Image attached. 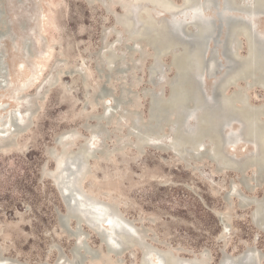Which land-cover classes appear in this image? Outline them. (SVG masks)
<instances>
[{
  "label": "rangeland",
  "instance_id": "rangeland-1",
  "mask_svg": "<svg viewBox=\"0 0 264 264\" xmlns=\"http://www.w3.org/2000/svg\"><path fill=\"white\" fill-rule=\"evenodd\" d=\"M173 1L180 3V0ZM3 2L14 40L0 41L3 57V63L0 60V121L6 119L9 111H15L13 116L18 114L21 120L26 119L28 108L34 109L35 114L30 127L12 138L8 149H0V252L17 262L52 264L57 254L54 247H60L70 258L69 249L74 240L58 225L57 212L63 213L65 208L51 179L41 175V168L44 164L47 170L54 168L46 150L57 147L56 136L76 130L90 137L83 124L90 115L103 112L104 101L96 104L92 100L104 82L96 70L95 52L102 39L104 42L116 39L113 29L122 30L115 23V17L122 11L116 0H94L89 4L85 0ZM211 11L207 14L215 19L216 10L212 7ZM255 22L257 29L264 32V16H258ZM20 23L25 24L24 29L19 27ZM172 28L174 36L180 37V27ZM182 39L191 40L186 33ZM259 39L264 43V38ZM27 44L31 53L26 51ZM239 53L245 54L244 42ZM143 54V61L139 53L133 55L138 69L133 70L134 77H131L140 80L133 82L131 90L137 94L136 108L145 118L147 98L141 92L150 86L146 82V68L151 57L144 51ZM168 60L163 58L165 64ZM172 74V69L160 74L159 85L164 94H167L165 81ZM212 81L213 78L205 79L207 89ZM51 82L54 84L50 86ZM120 83L111 80L108 84L114 95L118 94ZM213 88L207 93L209 104L213 103ZM248 94L251 104H264L263 90L254 88ZM125 124L123 120L108 128L119 127L117 134L122 136ZM239 127L233 124L223 135L235 136L240 132ZM84 137H75L71 149H76ZM107 144L110 147L115 144L114 136ZM227 147L237 157L250 152L242 159L255 151V146L246 142ZM200 166L198 171H192L171 151L147 147L139 155L132 146H126L107 160H90V171L82 188L100 201L115 204L134 226L147 231L146 241L154 247L179 248L176 254L181 257L191 258L192 253L208 249L211 264H218L222 249L238 254L250 246L264 253V234L250 220L252 208H239L235 198L231 199V205L224 199L231 181L247 195L256 197L263 194L264 186L248 193L237 181L235 172L215 174L213 164L206 160ZM251 172L249 169L247 175ZM70 226H75L73 220ZM81 227L87 234L89 247L101 255L95 261L87 256L83 264H139L141 251L137 246L120 256L108 254L96 232L85 224Z\"/></svg>",
  "mask_w": 264,
  "mask_h": 264
},
{
  "label": "bare ground",
  "instance_id": "bare-ground-1",
  "mask_svg": "<svg viewBox=\"0 0 264 264\" xmlns=\"http://www.w3.org/2000/svg\"><path fill=\"white\" fill-rule=\"evenodd\" d=\"M87 1L90 3L94 0ZM132 2L126 3L122 15L116 17L118 25L122 26L124 31H126V39L122 40L121 35L114 31L117 33L116 39L112 42H103L99 57L95 60V66L101 61L104 66V74L108 77L117 74L119 75L116 78L118 80L125 73L132 74L135 66L133 55L139 53L140 58H144L143 51L146 53L144 46L148 45L153 49L152 56L146 53V56H150L152 59V63L148 66V72L152 75H158L163 71L159 63L160 58L173 46L178 48V51L172 57L176 75L169 82V94L163 98L157 91L149 92L143 89L149 100L148 115L144 121L141 120L136 111L129 108L131 97L128 92L122 90L115 100L118 115L120 117L123 115L128 117L129 133H136V144L138 143V145L142 146L149 139L162 140L163 128L169 127L171 136L163 140L166 143L169 142V145L163 146L161 151H171L170 149H172L182 157L210 158L217 167L231 166L232 169L240 174V185L248 193H254L256 189L263 187L264 104L253 105L248 103L244 89L237 88L230 93L225 91L230 84L237 80H244L246 83H256L262 87L261 90H264V43L261 42V39L258 40L256 38L250 26L244 22V18L233 17L232 14L227 13L230 8H236L244 15L260 12L264 14V0H246L249 5L239 2V0H221V5L217 2L218 10L225 9L227 11L221 17L216 16L215 21L216 23L221 21L222 25L226 26V38L222 41L221 47L229 63L227 70L213 84V86L216 85L213 91L212 104L207 103L209 96L203 94L200 78L205 70H212V73L215 72L214 59L209 62H206L205 59L206 39L210 36L212 28L214 30V21L212 25V23H207L203 20H196L193 27L194 31H191L193 29H181L180 37H175L172 33L173 28L171 29L165 20L156 23L146 8L136 9L137 3L148 2L164 11L182 13L183 10H186L185 13H182L184 16H193L200 9L199 0H183L181 7L176 6L171 0H132ZM208 4L210 9L215 6L214 0L213 2L208 0ZM185 33L190 36L191 40L184 41L182 39V35ZM239 36L246 38L247 50L243 56L233 60L231 57L235 55ZM116 44L118 46L114 48L115 46L113 47V45ZM128 57L132 62H130V65L126 64ZM132 64L134 66H131ZM158 71L159 73H157ZM134 81L135 79H131L132 84ZM54 82H51L50 86ZM97 89L94 92V96L98 92H100L98 95L102 96L103 90ZM107 108L108 106L104 102L103 111ZM31 109L28 108L27 117L24 120L18 118V114L13 116L12 113H15V111H9L6 119L0 121V144L9 142L7 144L10 145L12 138L17 136L12 132L13 130H10L11 118L17 119L20 126L27 125L31 119L29 113ZM190 117L193 124L190 123L192 126L187 127V121ZM229 124H238L240 132L235 136H224L223 131L230 126ZM92 131L100 136H104L106 133L99 124L93 126ZM4 132L5 136H2ZM69 132H72V130L61 133L58 135V139L66 136ZM93 139V137L84 138V144L73 151H67L62 146V150H59L56 156L57 162L60 164L69 158L83 162L89 154L87 146L92 144ZM241 142L254 145L255 151L251 152L253 154L246 156L240 161H235L223 152L225 144L234 148ZM200 148L202 149L200 150ZM250 167L253 169V174L247 178L244 175V171ZM235 173L237 174V172ZM254 185L259 186L253 188ZM229 190L232 194L231 197L237 200L239 208H252V219L254 222L252 224L264 234V195L260 197L247 195L243 191H237V187L233 184L229 185ZM230 203L231 201L228 204L230 205ZM81 206L89 209L92 213L91 218L98 220V222L101 221V227L104 228L105 234H107L105 238L110 241L111 246H114L116 242L112 235L113 226L122 224L127 228H133L130 220L124 217L120 211L106 206L101 201L94 199V197H90L86 203L82 202ZM103 208L108 209V214L105 216L102 213ZM106 223L108 224L104 225ZM66 235L78 244L84 239V233L78 229H73L70 232V236ZM118 239L121 244L127 247L135 244L142 249L143 256L140 257V264H160L155 254L157 251L140 238H132L120 231ZM87 252V256L91 261L99 260L101 257L100 254L97 257L96 251L93 249H89ZM84 253L85 251L73 247L69 260L60 259L52 264H81L84 260ZM162 258L163 264H208L206 259L189 260L190 258H183L180 260L168 252L163 253ZM263 262L264 253L250 246H247L238 254L225 255L221 260V264H263ZM0 264L26 263H19L13 259L0 257Z\"/></svg>",
  "mask_w": 264,
  "mask_h": 264
},
{
  "label": "water",
  "instance_id": "water-1",
  "mask_svg": "<svg viewBox=\"0 0 264 264\" xmlns=\"http://www.w3.org/2000/svg\"><path fill=\"white\" fill-rule=\"evenodd\" d=\"M87 3L88 1L85 0ZM176 6L181 7L182 6V2L183 0H180V3H175L173 0H171ZM220 0H214L215 2V9L217 7V2L219 3ZM223 1V0H222ZM117 4L119 5L121 11H123L124 6L126 5V3H131L132 0H116ZM213 2V0H212ZM239 2H244L245 4H248L246 2V0H239ZM3 0H0V17H2L4 19V22L6 24L7 30H8V34H1L0 35V41L4 38H9L11 40H14V36L11 32V28H10V23L8 21V17L6 14V10L5 7L3 5ZM133 3V2H132ZM89 4V3H88ZM138 5L136 6V9L140 8H146L147 11L150 13V15L152 16L153 20L158 23L161 20H165L166 23L169 25V27L172 29V27H180V29L182 30H191L194 27V23L196 22V20H203L207 23H212L213 25V21H214V30L212 28V32L210 34V36L206 39V50H205V59L206 62L209 61H215V72H214V76L212 75V70H205L204 73L202 74L200 81L202 84V92L204 95H207L208 92H211L212 86L214 84V82L217 80L218 77L221 76V74H223L227 68H228V63L227 59L225 57V54L222 52V47H221V43L222 41L225 40L226 38V26H223L221 21H218L216 23L213 15V10L211 11L210 6L208 4V0H199V7L200 9L196 11V13H194L193 16L191 15H187L184 16L182 13H185L186 10H183L182 13H177L176 11H164L160 8H158L157 6L148 3V2H143V3H137ZM211 11L212 15H208L207 12ZM229 12H227L225 9L222 10H218L217 12V17H221L225 14V12H227L228 14H232V16H238L241 17L243 19V16L241 15V11L236 9V8H230L228 10ZM123 12H121L120 14H118L116 17L121 16ZM258 16H264V14L260 13H250L247 16H245L244 20L249 24L252 32L258 37V38H264V32H260L257 29V24L255 22V18H257ZM115 17V23L118 24V19ZM120 26V25H119ZM19 27L24 29L25 28V24L24 23H20ZM121 27V31L119 30H115L113 29V31H117L119 33V35H121L122 40L126 39V31H124V28L122 26ZM213 27V26H212ZM181 34V31H180ZM243 39V41H242ZM105 40L102 39L101 40V44H100V48L97 52H95V60H97V58L99 57L100 54V49L102 47V44ZM125 42V41H124ZM245 44V52L247 50V40L244 36H239L237 38V46H236V51H235V55L232 56L231 58L233 60H236L237 57H241L243 56L242 54L239 53L240 49L242 48V44ZM210 43H212V46H210ZM27 49H28V53H30V45L27 44ZM146 49H148L149 51H147ZM144 50L146 51L147 54L152 56V52L153 49L152 47L146 45L144 46ZM178 51V48L176 46H173L171 49H169L159 60V63L162 66L163 71L165 72V69L169 70L172 69L173 70V74L171 75V77L167 78L165 81V85L167 86V94L163 93V87H161L159 85V80H161V75L160 74H149L148 72V66L152 63L150 62V64L147 66L146 70H147V83L150 85L147 88H144V90L147 91H157L161 97L165 98L170 91V86H169V82L173 79V77L176 75V68L172 63V57L174 55V53H176ZM164 57H168V64H165L163 61ZM3 57H2V52L0 50V60L3 63ZM141 61L142 58H140ZM128 62L125 63L127 65H130L131 59L128 57L126 59ZM152 61V59H151ZM131 62V63H130ZM4 66V64H3ZM131 66H134L133 64ZM135 66H134V70H135ZM104 66L101 63V61L98 63V65H96V70L100 75V78L104 79L103 84L99 87V89L103 90L102 92V96H99L98 94H100V92H98L96 94V96L92 97V100L94 103L98 104L99 101H106L105 104L108 105V108L103 111L101 114H92L88 117V119L85 121V123L83 124V128L86 132H88L90 134V137L94 138V143L95 144H90L89 146H87L88 148V152L89 154L86 156V158L83 160V162H79L74 159H67L66 161H64L63 163L57 162L56 156L57 153L59 152V150H62V146L63 149L67 150V151H73V149H71V146L74 143V138L76 136H80V137H84L82 135H80L76 130H72V132H69L66 136H63L61 139H58L59 136H56L54 138V144L57 147H52V148H48L46 150V155L48 156V158L50 160L53 161L54 164V168L53 170H47L46 169V164H44V166L41 168V175L42 176H47L51 179L52 184L56 187L59 196L63 202L65 211L63 213L61 212H57V222L59 227L61 228L62 232L65 234H68L70 236V232L73 231V229H78L80 231H82L84 233V239L83 241L78 244L77 242H73L71 248L69 249V254L71 256L72 253V249L73 247H77L79 250L81 251H85L84 253V260L85 261L86 257L88 255L87 250L91 249L86 241L87 239V234L82 230L81 225L82 224H86L89 227H91L94 231H96L100 241L105 245V249L106 252L108 254H114V255H121L125 250L133 247V246H137V245H132V246H125L124 244H121V242L118 239V234L120 233V231L126 233L128 236L135 238V239H141L142 241H144L146 244H148L151 248L155 249L157 252L155 253L156 256L158 257V262L160 264H163V258H162V254L165 252L171 253L172 255H174L175 257H177L178 259H183L186 257H181L180 255L176 254L178 249H173L171 247H166L164 249H159L157 247H154L152 244H150L149 242L146 241L147 238V231L144 228H138L136 226L133 225V222L130 221L133 225V228H127L125 226H123L122 224H120L119 226L115 225L113 226V232L112 235L115 239V244L114 246L109 243L110 241L107 240L105 237H107V234H105V230L101 231V221L98 222V220H95L93 218H91L92 213L89 211V209L87 208H83L81 206L82 202H85L91 197L93 198V196H91L90 194L86 193L83 191L82 188V182L84 181L85 177L89 174L90 168H89V161L92 159H104L107 160L109 159L112 155L122 151L126 146H132L139 155L143 154L145 151V148L147 147H151L154 149H158V150H162V147L165 145H169V142H164L163 140L165 138H168L171 136L170 134V129L169 127H164L162 130V140H155V139H149L147 140L142 146L138 145V143L136 144V136H135V132L133 134L129 133V120L128 117L126 116H122L120 117L117 113L118 108L116 107V103L115 100L118 97V95H120V93L122 92V90L128 92V94L131 97V105L129 106L130 109L136 111L141 120H145L147 118L148 115V110H149V100H148V96H146L144 94V90H142V96L147 98V109H146V117L144 118L142 116V113L140 111L137 110L136 108V96L137 94L135 92H133L131 90V86H133V84L131 83V79H135L132 78L134 77V71H132V74H127L125 73V75L122 78H119L118 80L121 82L119 84V92L117 95L113 94V90L110 89L108 87V84L111 82V80H117L116 78L119 75H112L110 77L106 76L104 74ZM138 68H136L137 70ZM5 71V69L3 70ZM133 75V76H132ZM132 76V77H131ZM128 77V79H127ZM206 78H213L212 84L211 86L207 89L205 87V79ZM125 80H127V82H125ZM137 82L140 80L139 77H137V79H135ZM242 83V84H240ZM233 87L234 90H236L237 88H241L244 89L248 103H250L249 101V94L248 92L254 88H259L262 89V87L256 83H246L244 80H237L234 83L230 84L227 88H226V93L227 90L229 88ZM231 91V92H232ZM264 91V90H263ZM230 93V92H229ZM108 98V101H107ZM110 103V104H109ZM103 106V105H102ZM30 116L32 117L35 112L32 110H29ZM17 115V114H16ZM107 118V119H106ZM192 118H188V125H191L193 123H191ZM125 121V133L122 136H119L117 133L120 132V128L116 127L113 128L112 130H110L108 128V126L112 125V124H116L118 125L121 121ZM88 121H91L92 123H88ZM191 123V124H190ZM10 124H11V128L10 130L15 134L18 135L20 133L25 132L31 125V119L29 121V123L27 125L24 126H20L18 124V120L11 118L10 120ZM96 124H99L100 126L103 127V129L105 130V135L104 136H100L98 134H95L92 131L93 126H95ZM230 126H228L226 129L232 128V124H229ZM192 126V125H191ZM14 127V128H13ZM225 129V131H226ZM167 130V131H166ZM2 136H5V132L2 134ZM114 136L115 138V144H113L111 147L107 144V141L111 140V137ZM86 138V137H84ZM132 138V139H130ZM9 142H4L2 144H0V148H4V149H8L9 144H7ZM13 144V142H12ZM82 144H84V141L79 142L78 145L75 147L76 149L78 147H80ZM75 149V150H76ZM202 148H200L201 150ZM171 152L173 153V155L177 158V160L179 162H181L183 164V166L185 168H189L192 171H198L201 166L200 163L203 162L204 160L208 161L209 163L213 164V160H211L210 158H202V159H197V158H189V157H182L178 152L170 149ZM224 152L233 160H240L242 159L245 155L249 154L250 152H248L247 154L241 156V157H237L234 154H230L227 145H224ZM251 169V175L253 174V169L250 168H246L244 171V175L245 177L249 178V176L247 175V171ZM226 171H235L238 174L237 177V181L239 182V173L238 171L232 169L231 166H223V167H217L216 165L213 164V172L215 174H222ZM67 180V182H66ZM264 180V177H262V181ZM233 184L237 187V184L234 183L233 181L230 182V185ZM240 184V182H239ZM259 185H254L253 188L258 187ZM237 191L242 192V190L240 188L237 187ZM264 195V193L262 194ZM232 194L229 190V192H227L224 196L226 202L229 203V201H231L232 199ZM94 199L98 200L97 198L94 197ZM100 201V200H98ZM106 206H110L115 208L116 210H118L117 206L115 204L112 203H107V202H103ZM231 205V203H230ZM119 211V210H118ZM72 212V213H70ZM102 213L105 216L106 214H108V209L107 208H103L102 209ZM75 222V226L71 227L70 226V222L71 221ZM250 220L252 223L253 219H252V209L250 212ZM108 223L104 224L107 225ZM110 228V226H108ZM139 248V250L141 251V257L142 255V249L137 246ZM55 248H57V254L55 257V261L58 260H69V257H67V255L65 253H63L62 249L60 247L55 246ZM96 251V250H94ZM221 255L218 261V264H221V260L225 255H229L227 252H225L223 249L221 250ZM97 257L99 255V252L96 251ZM192 258H186L189 260H200V259H206L208 261V264H211L210 262V253L208 249H202L200 252L198 253H192ZM0 257H3L1 252H0ZM12 260V259H11ZM61 262V261H60ZM59 262V263H60ZM83 262L81 264H83ZM141 262V259H140ZM139 262V264H140ZM19 263H25V262H19ZM28 264V263H26ZM36 264H50L46 261H41L38 262ZM183 264V263H181Z\"/></svg>",
  "mask_w": 264,
  "mask_h": 264
},
{
  "label": "flooded vegetation",
  "instance_id": "flooded-vegetation-1",
  "mask_svg": "<svg viewBox=\"0 0 264 264\" xmlns=\"http://www.w3.org/2000/svg\"><path fill=\"white\" fill-rule=\"evenodd\" d=\"M213 8L215 9V6H213ZM216 10V13H217V8L215 9ZM217 16V15H216ZM0 19H1V30H0V35L1 34H7V27H6V24H5V22H4V20H3V18L2 17H0ZM244 22H246V21H244ZM247 23V22H246ZM248 24V23H247ZM249 25V24H248ZM26 51H28V49H26ZM28 53V52H27ZM212 74H214V73H212ZM219 79V78H218ZM216 82V81H215ZM216 85V84H215ZM215 85H214V87H215ZM213 91H214V88H213Z\"/></svg>",
  "mask_w": 264,
  "mask_h": 264
}]
</instances>
